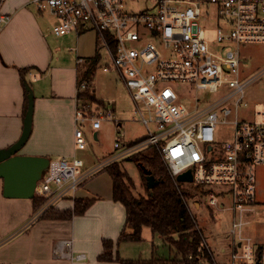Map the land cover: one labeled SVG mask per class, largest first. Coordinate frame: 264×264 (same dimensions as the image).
<instances>
[{"label": "built area", "instance_id": "1", "mask_svg": "<svg viewBox=\"0 0 264 264\" xmlns=\"http://www.w3.org/2000/svg\"><path fill=\"white\" fill-rule=\"evenodd\" d=\"M129 1L29 0L38 12H48L56 19V36L80 33L86 27L95 31L99 48L109 51L112 69L124 81L150 132L134 145L116 141L115 147L123 150L94 169H86L78 157L50 160L35 189L36 196L46 200L35 217L67 191L75 193L107 164L152 145L174 179L191 171L200 195L208 196L210 210L231 212L233 248L229 259L219 261L204 239L212 260L203 258L200 263L264 264V246L248 233V226L258 219L255 167L264 165V109L240 115L245 89L256 77L241 80L239 49L242 44H264V0H149L140 9L128 10ZM204 4H214V17L222 21L216 51L210 49L202 24V19L210 16L208 11L203 16ZM10 21L11 15L0 13V31ZM180 84L187 85L190 92L208 89L225 93L217 101L202 106L196 103L189 109L178 90ZM85 88L82 84L78 91ZM227 103L234 109L224 107ZM229 116L233 117L230 121L226 120ZM105 120L118 121L111 106L96 115L88 105H78L75 147L87 148L83 125H90L94 133ZM221 124H230L233 129L232 139L224 146L219 144ZM227 194L229 205L221 200ZM71 244L70 239L60 243ZM77 257L85 258L82 254Z\"/></svg>", "mask_w": 264, "mask_h": 264}, {"label": "crops", "instance_id": "2", "mask_svg": "<svg viewBox=\"0 0 264 264\" xmlns=\"http://www.w3.org/2000/svg\"><path fill=\"white\" fill-rule=\"evenodd\" d=\"M0 13L11 15V21L0 31V150L15 144L22 135L28 106L27 81L35 94L33 130L19 154L72 158L75 139L73 132L66 134L65 128L71 125L67 117L74 116L75 124V111L80 105L78 74L88 69V59L97 53L103 55L97 34L86 27L80 33L56 36L50 29L56 19L51 25L29 0H5L0 4ZM97 105L111 106L117 113L114 104ZM117 120L125 121L118 116ZM94 135L99 140V132ZM120 137L125 136L121 133ZM97 166L88 167L85 162L86 169ZM76 199H93L94 203L71 220L42 218L43 213L35 217L34 199L6 198L4 180L0 178V264H121L116 260L117 252L122 259H134L130 256L132 242L117 243L125 228L126 209L114 200L109 173L99 170L75 193L67 191L52 207L70 210ZM193 206L201 209V200ZM68 239L72 240L70 247L60 245ZM105 239L115 243L112 261L99 260ZM225 251L222 248L220 253ZM81 254L85 258L77 257Z\"/></svg>", "mask_w": 264, "mask_h": 264}, {"label": "rangeland", "instance_id": "3", "mask_svg": "<svg viewBox=\"0 0 264 264\" xmlns=\"http://www.w3.org/2000/svg\"><path fill=\"white\" fill-rule=\"evenodd\" d=\"M148 1L149 0H130L128 10L140 9L142 5L146 4ZM202 9L203 16L206 15L207 11L210 13V16H207L206 21H204L205 19H202V24L205 25L206 37L210 49L216 51L220 46L217 42V35L218 28L222 21L219 22V20L214 17L216 9L214 4H204L202 5ZM41 14L45 16V19L48 20L51 25L54 23L55 18L50 13L44 12ZM50 29L53 31V26ZM234 47L237 48L236 45H234ZM239 49L241 52V80L246 81L250 78L256 77V79L246 87L245 98L243 101L245 104L244 107L240 108V115L248 116L250 111L253 113L254 111H262L264 109V44H242ZM67 53L70 54V51L68 50ZM101 53L103 54L101 62L93 74L90 90L98 99L104 101L106 104H114L117 112L116 115L119 119H124L125 121L123 123H120L119 120L117 122L109 120L103 121L102 128L98 130L99 140L95 139L90 125H83L86 140L88 142L87 148L85 150H78L75 149L74 146L75 156L72 158L67 157V159L71 161L74 157L82 158L88 167L102 164L119 154L123 148L116 149V141L120 140L124 143L129 139H135L138 137L143 139L150 135V132L140 119L137 105L124 81L120 75L112 69L109 51L107 49H105V51L101 49ZM106 66L109 69L106 70ZM178 90L184 94V101L189 109H194L196 103L202 106L203 104L217 101L225 93L223 90L215 93L208 89L191 90L190 92L187 89V85L182 84H180ZM191 97L194 100L191 99ZM79 103L80 105H88L89 109L96 115H100V113L106 109V107L103 108L101 106L98 108L95 101H92L91 103L89 100L81 99ZM224 107L234 109V106L231 103L225 104ZM220 114L222 113L220 112ZM73 118L74 116L67 117L68 120H71L70 127L65 128V130H67V135L71 132L74 133L75 124ZM223 118L224 116L220 115V119ZM232 118V116H229L226 120L230 121ZM150 125L155 130L154 125ZM121 133H123L125 137H120ZM232 137L233 129L230 124L219 125V144L221 146H224L226 142L232 139ZM49 158L53 160L60 158V156L55 154L49 156ZM119 161L122 169L127 172L132 180L133 185L131 189L134 195L137 197L146 196L144 174L138 165L131 160H127L125 157H122ZM97 172L95 173L97 174ZM255 174L257 176V207L260 210L258 211L257 221L248 226V233L264 246V165H257L255 167ZM181 185L192 193V197L189 198L190 208L200 229L203 230L206 242L214 256L219 261L229 259L231 248H233L232 238L229 231L231 212H221L217 209L210 210L207 206L208 196L199 195L200 188L194 181L181 182ZM223 188L227 189L228 186H223ZM218 189L220 190L221 188ZM229 199L230 197L227 194L226 199L221 200H223L226 205H229ZM198 200H202L201 209H196V207L193 206L195 201L198 202ZM43 206L44 204L37 207V210H40ZM131 246L132 249L130 256L134 259L151 258L153 256V249L155 251L154 254L160 258H170L175 254L174 247L165 240H162L160 236H154L151 229L148 227H145L143 230V241L138 243L134 242ZM222 248H225L226 250L224 254L220 253Z\"/></svg>", "mask_w": 264, "mask_h": 264}, {"label": "trees", "instance_id": "4", "mask_svg": "<svg viewBox=\"0 0 264 264\" xmlns=\"http://www.w3.org/2000/svg\"><path fill=\"white\" fill-rule=\"evenodd\" d=\"M111 46L114 48L115 44L111 42ZM88 61L90 62L88 69L78 74V87L85 84L86 88L77 92V99L103 104L104 101L98 99L90 90L93 74L101 62L100 53ZM141 140H136L130 144H137ZM125 158L138 165L143 172L146 196L137 197L134 195L131 189L132 180L127 172L122 169L119 160H115L102 168L113 179L114 200L121 202L126 209L125 228L117 243L142 242L143 229L148 227L154 236L160 235L171 244L175 254L170 258H160L153 253L149 259H122L117 252L116 260L121 264H201V260H205L203 258H208L211 261L209 250L203 245L205 237L203 230L200 229L190 208L189 198L192 197V193L183 188L181 182L171 176L158 148L151 145ZM146 170L150 171V175L154 176L158 182L152 188L148 186ZM45 202L46 200L41 197L36 196L34 198L36 207L42 206ZM93 203V199H76L73 209L59 211L50 207L41 217L54 220H71L74 215H83ZM114 244L113 240L105 239L103 241L104 252L99 256V260H113Z\"/></svg>", "mask_w": 264, "mask_h": 264}, {"label": "water", "instance_id": "5", "mask_svg": "<svg viewBox=\"0 0 264 264\" xmlns=\"http://www.w3.org/2000/svg\"><path fill=\"white\" fill-rule=\"evenodd\" d=\"M25 87L28 92V106L22 135L15 144L0 150V178L4 180V196L6 198L34 199L37 183L44 176L51 160L47 157L19 154L31 136L35 110L33 88L27 81H25ZM145 172L148 186L154 187L158 182L154 176L150 175V171L146 170ZM192 179L191 171L181 174L177 178L179 182H190Z\"/></svg>", "mask_w": 264, "mask_h": 264}]
</instances>
